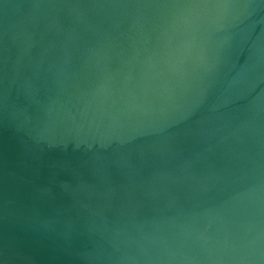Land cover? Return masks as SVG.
<instances>
[{
	"label": "water",
	"instance_id": "1",
	"mask_svg": "<svg viewBox=\"0 0 264 264\" xmlns=\"http://www.w3.org/2000/svg\"><path fill=\"white\" fill-rule=\"evenodd\" d=\"M187 2L0 0V264H162L200 186L264 170V0H236L243 51L205 107L163 136L138 125L196 55L199 21L168 7ZM250 55L247 99L214 110Z\"/></svg>",
	"mask_w": 264,
	"mask_h": 264
},
{
	"label": "clouds",
	"instance_id": "2",
	"mask_svg": "<svg viewBox=\"0 0 264 264\" xmlns=\"http://www.w3.org/2000/svg\"><path fill=\"white\" fill-rule=\"evenodd\" d=\"M176 12L190 11L199 21L193 32L200 37L190 69L183 72L182 88L177 92L163 88L137 109L139 126L153 134L165 135L180 122L189 120L209 103L208 85L222 61L243 51V39L235 29L243 9L250 7L236 0H191L169 5ZM264 61V47L258 50ZM253 55L250 67L242 70L240 79L215 103L214 110L238 104L247 99L245 90L233 91L243 84L250 91L254 83L249 73L255 69ZM264 101V97L257 98ZM255 103V102H251ZM251 106V104H250ZM135 130V129H133ZM196 207L176 225L177 238L165 241L155 259L162 264H262L264 262V170L247 169L197 190ZM207 221V229L200 227Z\"/></svg>",
	"mask_w": 264,
	"mask_h": 264
}]
</instances>
